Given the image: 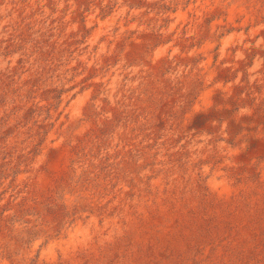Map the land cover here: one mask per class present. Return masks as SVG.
Segmentation results:
<instances>
[{"label":"rangeland","instance_id":"obj_1","mask_svg":"<svg viewBox=\"0 0 264 264\" xmlns=\"http://www.w3.org/2000/svg\"><path fill=\"white\" fill-rule=\"evenodd\" d=\"M0 264H264V0H0Z\"/></svg>","mask_w":264,"mask_h":264},{"label":"bare ground","instance_id":"obj_2","mask_svg":"<svg viewBox=\"0 0 264 264\" xmlns=\"http://www.w3.org/2000/svg\"><path fill=\"white\" fill-rule=\"evenodd\" d=\"M221 1V0H220ZM226 2V1H225ZM239 3V2H238ZM243 3V2H242ZM231 5V4H230ZM205 7V6H204ZM226 7V6H225ZM209 8V7H208ZM204 10V9H203ZM209 13V12H208ZM189 14H190V12H189ZM227 14V13H226ZM232 16H233V18L234 17H236V13L235 12H233L232 14H231ZM240 15V14H239ZM181 16H183V17H186L187 16V13L186 12H182L181 13ZM244 16V15H243ZM208 18V17H207ZM226 18V17H225ZM237 18V17H236ZM184 19V18H183ZM238 20V19H237ZM257 20V19H256ZM189 21V20H188ZM148 22V21H147ZM219 22H221V21H219ZM192 23V22H191ZM230 24V23H229ZM227 25V24H226ZM216 27H218L217 25H214V29L216 28ZM216 30V29H215ZM198 32V31H197ZM256 35V34H255ZM230 36H232V35H230ZM248 38H250V37H248ZM251 39V38H250ZM249 39V40H250ZM243 40V37L242 36H240V35H235V36H233V37H230V38H228V39H226L225 41H223V45H222V50H223V52L225 53V54H228V52H230L229 50L232 48V46H233V44L234 43H238V42H241ZM245 40V39H244ZM212 42H213V38L211 37L210 39H209V41L207 42V44L205 45V50L206 51H209L210 49H211V47H212ZM252 42V41H251ZM112 48V47H111ZM165 50V49H164ZM162 53H164V51L162 50V49H160L159 50V54H162ZM208 67V66H207ZM213 86V85H212ZM211 87V86H210ZM207 90V89H206ZM204 91V90H203ZM209 92V91H208ZM206 93H207V91H206ZM208 94V93H207ZM210 95V94H209ZM230 150V149H229ZM146 183V182H145ZM221 188V191H223L224 193H228V192H230L231 190H230V187H228L226 184H222V186H220ZM214 190V189H213ZM216 197V196H215ZM109 199V198H108ZM101 223V222H100ZM110 233V232H109ZM89 232H88V230H86V229H82V228H79L78 229V231L76 232V233H74V234H70V237H69V240H68V243H69V245L70 244H75V243H77V242H80V241H87L88 239H89ZM59 243H61V241H59ZM67 243V244H68ZM38 249V248H37Z\"/></svg>","mask_w":264,"mask_h":264}]
</instances>
